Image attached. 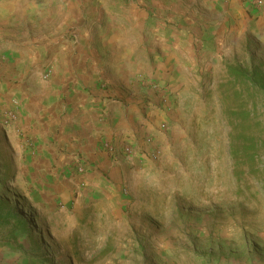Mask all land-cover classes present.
Segmentation results:
<instances>
[{
	"label": "rangeland",
	"instance_id": "obj_1",
	"mask_svg": "<svg viewBox=\"0 0 264 264\" xmlns=\"http://www.w3.org/2000/svg\"><path fill=\"white\" fill-rule=\"evenodd\" d=\"M161 1L15 5L33 33L56 26L58 35L71 38L87 26L92 33L103 30L112 23L111 10L122 8L178 30L181 0H165L172 3L167 8ZM224 1H232L235 13L200 33L213 37L210 44L193 41L191 64L177 70L179 78L138 75L164 87L144 106L160 110L156 132L143 129L147 150L132 148L145 154V167L131 165L122 173L97 167L59 184V173L51 171L28 167L27 174H16L18 156L0 139V216L9 209L12 214L8 224L0 223V264H28V256L48 258L46 264H264V91L249 98L237 87L245 90L238 103L261 125L254 173L234 154L238 141L227 111L236 104L225 92L232 87L227 64L257 67L264 75V0ZM161 56L151 55L153 72H163Z\"/></svg>",
	"mask_w": 264,
	"mask_h": 264
},
{
	"label": "crops",
	"instance_id": "obj_2",
	"mask_svg": "<svg viewBox=\"0 0 264 264\" xmlns=\"http://www.w3.org/2000/svg\"><path fill=\"white\" fill-rule=\"evenodd\" d=\"M170 4L160 2L161 8ZM229 5L232 1L181 0L174 31L135 10H111L112 23L103 30L92 33L87 26L69 38L58 35L56 26L33 33L15 0H0V139L18 156L16 174H27L28 167L37 174L51 171L62 184L66 176L76 177L70 166L75 153L86 160L87 175L97 167L122 173L131 165H148L138 150L127 157L122 151L125 144L146 151L143 129L158 127L160 110L144 108L154 102L153 93L137 76L179 78L177 70L191 64L193 41L205 46L213 38L200 33L232 18L236 10ZM156 51L162 54L161 73L150 66ZM45 71L48 78L42 79ZM9 109L16 112L15 123L6 118ZM105 142L116 149L111 158Z\"/></svg>",
	"mask_w": 264,
	"mask_h": 264
},
{
	"label": "trees",
	"instance_id": "obj_3",
	"mask_svg": "<svg viewBox=\"0 0 264 264\" xmlns=\"http://www.w3.org/2000/svg\"><path fill=\"white\" fill-rule=\"evenodd\" d=\"M226 70L232 83V87L225 90L230 101L235 102V108L227 111L228 122L231 126L234 139L238 141V146L234 148V154L238 156L244 164L248 166L249 172H255V158L257 151V133L261 130V125L254 121L251 111L245 107L243 102L238 100L246 90L249 98H253L258 91H264V75L257 67L247 69L237 64H227ZM238 85L243 86L245 90L239 91ZM254 93V94H252ZM9 212L0 216V223L8 224L10 222ZM16 216V215H14ZM0 224V225H3ZM28 264H46L48 258H34L28 256Z\"/></svg>",
	"mask_w": 264,
	"mask_h": 264
},
{
	"label": "built area",
	"instance_id": "obj_4",
	"mask_svg": "<svg viewBox=\"0 0 264 264\" xmlns=\"http://www.w3.org/2000/svg\"><path fill=\"white\" fill-rule=\"evenodd\" d=\"M49 75V71H45L42 74H40L42 79H47ZM138 81L140 82L141 86L143 87H147L148 89H150L153 94H157L158 96H160L161 94H164V87L158 86L152 79H150L147 76L144 75H140L138 76ZM163 97V95L161 96ZM6 118L11 121L12 123H15L17 120V115L16 112L13 109H9L8 111H6ZM104 150L106 152H108L111 156L115 155V147L113 144L109 143V142H105L104 143ZM122 151H123V156L127 157L130 156L132 153V147L129 144H125L122 147ZM71 173L75 174V175H79V174H83L87 171V166H86V160L84 159V157L80 154L75 153L72 156L71 159Z\"/></svg>",
	"mask_w": 264,
	"mask_h": 264
}]
</instances>
